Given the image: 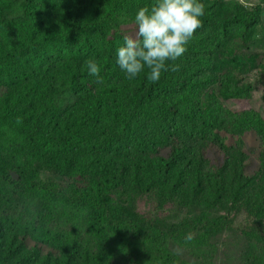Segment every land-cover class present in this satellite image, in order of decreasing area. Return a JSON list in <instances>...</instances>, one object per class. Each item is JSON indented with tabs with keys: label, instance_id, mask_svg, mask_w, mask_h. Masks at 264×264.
Wrapping results in <instances>:
<instances>
[{
	"label": "trees",
	"instance_id": "16d2710c",
	"mask_svg": "<svg viewBox=\"0 0 264 264\" xmlns=\"http://www.w3.org/2000/svg\"><path fill=\"white\" fill-rule=\"evenodd\" d=\"M153 2L0 0V264H260L264 114L225 100L252 96L248 72L264 77V55L245 52L264 4L200 0L179 70L130 81L117 49ZM60 205L83 211L78 230Z\"/></svg>",
	"mask_w": 264,
	"mask_h": 264
},
{
	"label": "clouds",
	"instance_id": "9594fccd",
	"mask_svg": "<svg viewBox=\"0 0 264 264\" xmlns=\"http://www.w3.org/2000/svg\"><path fill=\"white\" fill-rule=\"evenodd\" d=\"M204 14L205 5L200 0H154L149 6L139 7L133 29L123 35V46L117 49L120 70L130 81L147 70L150 83L158 82L163 72L178 71L179 65L169 62L186 53L187 45L203 27ZM86 67L88 75L102 84L97 62L89 59ZM192 238L188 235L186 240Z\"/></svg>",
	"mask_w": 264,
	"mask_h": 264
},
{
	"label": "rangeland",
	"instance_id": "374dc122",
	"mask_svg": "<svg viewBox=\"0 0 264 264\" xmlns=\"http://www.w3.org/2000/svg\"><path fill=\"white\" fill-rule=\"evenodd\" d=\"M239 1V0H238ZM246 6L249 7V4H258L263 3L264 0H244ZM241 2V1H240ZM246 54L248 53H254L259 52L264 55V27L261 30L260 33H258L255 37L254 43L251 45L249 50H245ZM240 57L243 59L242 55ZM251 71V70H250ZM246 79H249L252 81L254 90L252 92V96L249 98L244 99H238V98H229L225 100V104L234 109V110H241V109H247V108H255L259 111H262L264 114V77L257 76L256 70H252L251 72H248L246 74ZM230 137V141H235V137L227 134ZM246 145H245V151L249 154V159L246 163V171L247 173H253L255 170L259 167V160L258 155L261 149L260 142L258 141L256 135L254 132L250 131L246 133L245 136ZM208 156L212 158L213 162L219 163L221 160V156L218 152L215 150H210L208 152ZM47 176H51V173H48L47 171H43L41 173V178L46 181ZM144 202H140V208L144 209L145 206L143 204ZM59 209L57 212L64 213V220L67 219L69 222L70 228L78 230L81 227V219L83 217V211L73 208V207H62L59 206ZM238 223L244 222V216L240 215L237 219ZM247 240H243V242H240L238 244L239 250H244L247 247ZM252 244L255 245L253 253H255L260 258V264H264V251H260L263 247L259 244V242L252 241ZM120 254V252H119ZM122 263H125L122 258ZM226 263V259L223 257L222 260H219L217 263L213 261V264H222ZM234 264V263H232Z\"/></svg>",
	"mask_w": 264,
	"mask_h": 264
}]
</instances>
